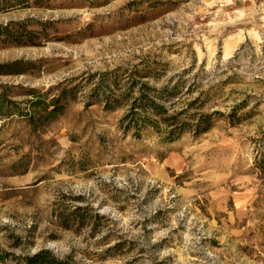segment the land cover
<instances>
[{"label": "rangeland", "instance_id": "1", "mask_svg": "<svg viewBox=\"0 0 264 264\" xmlns=\"http://www.w3.org/2000/svg\"><path fill=\"white\" fill-rule=\"evenodd\" d=\"M132 78L224 114L134 137L133 96L103 97ZM32 88L68 96L36 128L0 116V264H264V0H0V91L25 108Z\"/></svg>", "mask_w": 264, "mask_h": 264}, {"label": "trees", "instance_id": "2", "mask_svg": "<svg viewBox=\"0 0 264 264\" xmlns=\"http://www.w3.org/2000/svg\"><path fill=\"white\" fill-rule=\"evenodd\" d=\"M15 63L13 64L15 65ZM13 64L1 66H12ZM138 76L141 78L147 77L144 75ZM114 83L115 86L118 85L116 81ZM128 83L129 85L125 92H110L108 95H103V97L106 99V107L114 109L120 106L119 98L116 96H133L126 114L121 119V125L125 133H132L134 137H140L145 129H152L160 134L162 141L171 142L188 131H192L197 135L208 131L212 128L216 119L224 114L219 110L211 112L200 110L203 105L201 94H207L206 92H201L199 96L189 101L186 107L176 109L175 103L167 104V101L178 98V94H182V91L177 88H171L168 85L157 88L151 85L149 81L134 78ZM76 88L77 86L73 87L70 94H73ZM67 92L68 90L65 89L58 98L54 97L50 102H47L45 94L32 88L29 90V95H32L33 98L26 100L27 104L24 108L17 101L9 99L4 92L0 91V116L16 114L36 128L62 112L65 105L61 100L68 96ZM134 92H137L136 95H134ZM188 93L189 91L183 94ZM103 94L106 93L104 92ZM234 116L233 112L231 117L234 118ZM87 208L77 206L73 211L78 214L77 218L83 223L86 217L82 211ZM96 216L98 217L100 214L96 213ZM66 224L68 223L66 222ZM7 254L13 253L8 252ZM3 258L4 256L0 255V259ZM15 260L16 262L12 264H74L71 255L60 257L49 248H42L34 253L15 256Z\"/></svg>", "mask_w": 264, "mask_h": 264}]
</instances>
